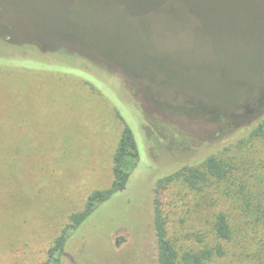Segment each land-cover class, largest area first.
Wrapping results in <instances>:
<instances>
[{
    "label": "rangeland",
    "instance_id": "rangeland-1",
    "mask_svg": "<svg viewBox=\"0 0 264 264\" xmlns=\"http://www.w3.org/2000/svg\"><path fill=\"white\" fill-rule=\"evenodd\" d=\"M152 1L0 0V38L5 32L13 38L0 39V55L21 45L38 56L22 60L21 68H0V264L48 259L71 215L112 185L125 125L135 134L139 164L127 188L72 232L60 264H157V198L180 252L222 244L225 255L210 264H259L246 253L263 245L260 235L248 229L246 239L216 237L219 214L235 229L245 222L226 183L210 179L200 190L183 179L162 183L199 164L196 139L221 150L239 135L216 136L211 125L186 115L196 105V18L134 13ZM167 3L181 11L177 1ZM28 40L36 45L28 47ZM112 43L123 49L122 59L104 49ZM53 50L64 61L49 60ZM260 54L238 53L224 64L241 72V61ZM119 66L150 74V82Z\"/></svg>",
    "mask_w": 264,
    "mask_h": 264
},
{
    "label": "trees",
    "instance_id": "trees-1",
    "mask_svg": "<svg viewBox=\"0 0 264 264\" xmlns=\"http://www.w3.org/2000/svg\"><path fill=\"white\" fill-rule=\"evenodd\" d=\"M165 1L167 5L163 4ZM169 1L174 3L177 1L181 11L178 12L176 7L168 4ZM246 7L250 9L247 10ZM124 11L122 9V12ZM134 13H165L196 18V105L193 103V107L186 108L188 111L186 115L196 117L197 124L211 125L216 136L222 132L227 133L226 139L239 135L236 141H231V146L221 150L207 142L199 143L196 139V156L201 157L199 164L196 167L185 165L177 169L163 178L162 183L183 179L196 190L202 189L204 183L210 179L226 183L228 193L240 208L245 222L235 229L226 214H219L215 222L216 237L225 242H231L235 235L246 239L250 229L256 237L260 235L262 238L260 243H262L264 241V0L259 2L154 0L144 8L135 9ZM244 25L245 30L242 32ZM225 28L229 30L225 31ZM4 37L7 40L13 39L8 32H5ZM27 45L33 48L36 42L30 40ZM105 46L104 49L110 51L118 60L122 59L119 51L123 49H119L118 44ZM21 47V45L15 46L11 55H0L6 59L5 64H0L1 69L21 68L22 60L32 62L38 59L32 49L23 50ZM259 49L261 53L259 60L253 61L252 58L244 63L240 59L241 72L235 73L230 70V65L224 64L227 60H233L238 53L241 57L245 53L248 58ZM47 54L49 60L54 56L62 60L59 52L49 51ZM54 61L58 60L54 59ZM256 62L257 64L254 65ZM119 67L139 80L150 82L148 79L150 74L136 70L133 73V69L128 66ZM128 69H131L130 72L127 71ZM76 72L77 75H82L79 70ZM179 137L185 138L186 135L180 133ZM139 161L140 154L135 134L128 125H125L114 154L112 185L105 190L94 191L88 197L85 208L71 215L69 224L49 248L48 259L43 264H60L67 254L72 232L86 224L98 207L127 188ZM154 205L157 264H210L214 258L225 255L222 244L203 250L185 252L177 250L166 229L161 200L157 198ZM262 244L258 248H254L253 245L248 246L251 250L246 253L259 264H264V242Z\"/></svg>",
    "mask_w": 264,
    "mask_h": 264
}]
</instances>
